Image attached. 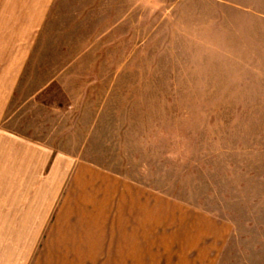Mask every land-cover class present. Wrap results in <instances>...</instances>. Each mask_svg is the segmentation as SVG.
Wrapping results in <instances>:
<instances>
[{"label":"rangeland","instance_id":"rangeland-1","mask_svg":"<svg viewBox=\"0 0 264 264\" xmlns=\"http://www.w3.org/2000/svg\"><path fill=\"white\" fill-rule=\"evenodd\" d=\"M0 83L1 127L228 221L210 264H264V0H0Z\"/></svg>","mask_w":264,"mask_h":264},{"label":"crops","instance_id":"crops-1","mask_svg":"<svg viewBox=\"0 0 264 264\" xmlns=\"http://www.w3.org/2000/svg\"><path fill=\"white\" fill-rule=\"evenodd\" d=\"M230 233L228 221L181 198L0 126V264H143L177 254L191 264L193 250L196 263L210 264Z\"/></svg>","mask_w":264,"mask_h":264}]
</instances>
